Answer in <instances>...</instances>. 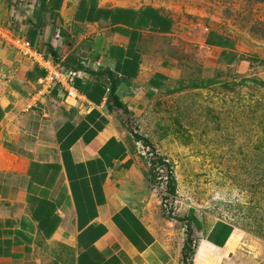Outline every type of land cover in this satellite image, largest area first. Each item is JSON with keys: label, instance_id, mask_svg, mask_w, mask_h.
<instances>
[{"label": "crops", "instance_id": "crops-1", "mask_svg": "<svg viewBox=\"0 0 264 264\" xmlns=\"http://www.w3.org/2000/svg\"><path fill=\"white\" fill-rule=\"evenodd\" d=\"M17 1L0 0V264H175L150 221L147 170L125 122L181 76L182 51L199 46L205 67L235 68L245 58L239 41L190 29L154 5ZM17 36L37 61L13 47ZM49 61L76 73L77 98L60 83L44 86ZM103 71L122 81L127 113L107 107ZM202 215L194 212L217 245L199 232L200 246L225 250L235 228Z\"/></svg>", "mask_w": 264, "mask_h": 264}, {"label": "rangeland", "instance_id": "rangeland-1", "mask_svg": "<svg viewBox=\"0 0 264 264\" xmlns=\"http://www.w3.org/2000/svg\"><path fill=\"white\" fill-rule=\"evenodd\" d=\"M108 4L154 5L190 29L214 27L239 41L245 58L235 68L205 67L199 46L193 55L182 51L181 76L143 114L125 123L133 150L147 170L150 221L161 240L174 249L175 264H184V246L194 253L186 264H264V0H108ZM189 45L181 40L182 48ZM251 50L256 53H246ZM155 158L170 166L174 196L159 179L169 170L160 167L163 173L156 172ZM191 209L197 216L206 213L232 224L235 235L225 250L200 246L202 237L191 225Z\"/></svg>", "mask_w": 264, "mask_h": 264}, {"label": "trees", "instance_id": "trees-1", "mask_svg": "<svg viewBox=\"0 0 264 264\" xmlns=\"http://www.w3.org/2000/svg\"><path fill=\"white\" fill-rule=\"evenodd\" d=\"M103 76L107 77L106 82H107V85L109 88V97H108V101H107V107L109 108L110 111L121 110V111L127 113L126 107L120 101V98L117 94L118 88H119L120 84L122 83V81L120 79H118L115 76V74H112L110 71H103L100 77H103ZM136 139H137V141H139V142L143 141V142H145V144L147 146H150V144L147 141H145L144 139H142L138 136H136ZM153 164L156 165L157 167L159 166L158 168L167 167V169L169 170L168 176H167L168 193L170 196H174L176 194V190H175V185H174V180H173L174 177H173L172 173L170 172V166L162 158H156L155 162H153ZM155 169H152L151 171L154 172ZM190 212H191L190 213L191 216L189 215V218H190V222H191L192 227H194L197 230V232H200V233L203 232L204 239L209 240L211 243H214L215 245H217L213 240L208 239L204 235L206 233V230L209 229V226L206 227L204 225L203 221H199L197 219V217H194L195 210L191 209ZM204 217H205V215L203 214L202 215L203 220H204ZM214 222H215V220H214ZM225 227H226L225 231H227L228 234L225 237L223 243L221 245H218L219 247H224L227 239L229 238V236L231 235V233L234 229L232 226H228V225ZM191 237H192V231L189 230L188 240H187L188 245L192 244V241L190 240ZM182 253H183V263L184 264L187 263L190 255L193 254L192 256H194V253L191 252V250L188 248V246L183 247Z\"/></svg>", "mask_w": 264, "mask_h": 264}, {"label": "built area", "instance_id": "built-area-1", "mask_svg": "<svg viewBox=\"0 0 264 264\" xmlns=\"http://www.w3.org/2000/svg\"><path fill=\"white\" fill-rule=\"evenodd\" d=\"M11 43L13 47L23 56H26L33 61L38 60L37 54H35V52L33 51L30 41L27 40L26 38L17 36L11 39ZM46 64L49 66V68H47L48 75L43 82L44 86L48 89H52L57 85V83H60L62 86L68 87L67 92L70 98H77L76 90L73 87V81L75 79L76 73L73 72L72 70L63 68L60 65H57L50 61L46 62ZM151 157H153V153H151ZM150 164L151 163L148 164L149 167H151ZM159 170L160 168H158L156 172H159ZM160 172L163 173V170H160ZM162 178L164 179L165 184H167V177L162 176L159 179H162ZM164 203L166 207V203H168V201L166 200ZM170 214H171L170 210H168L167 216H169Z\"/></svg>", "mask_w": 264, "mask_h": 264}]
</instances>
